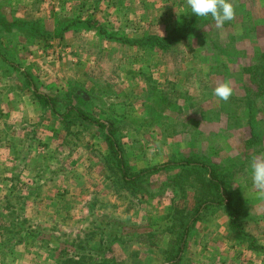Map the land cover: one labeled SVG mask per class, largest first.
<instances>
[{"label":"rangeland","instance_id":"1","mask_svg":"<svg viewBox=\"0 0 264 264\" xmlns=\"http://www.w3.org/2000/svg\"><path fill=\"white\" fill-rule=\"evenodd\" d=\"M123 1L119 21L126 29L110 35L114 43L130 37V29L138 37L156 29L163 37L179 34L191 21L186 38L167 53L110 45L105 36L85 54L79 50L77 71L54 81L32 74L36 46L21 25H35L31 10L41 5L0 0V129L15 140H0L6 171L0 174V264H69L68 257L72 264H264V195L249 167L264 155V55L252 52L264 47V0H232L235 17L221 29L210 17L186 13V0ZM50 44L49 59H61L65 52ZM3 57L31 72L37 90L57 100L55 112L39 105ZM222 82L233 88L227 102L213 95ZM69 108L89 121L73 112L62 117ZM108 126L128 175L192 154L217 168L224 202L245 214L243 235L229 227L223 206L205 204L194 214L199 202L215 201L200 180L178 192V168L124 183L105 137ZM20 129L23 142L16 141ZM180 217L189 223L173 260ZM27 231L34 232L30 239Z\"/></svg>","mask_w":264,"mask_h":264},{"label":"crops","instance_id":"2","mask_svg":"<svg viewBox=\"0 0 264 264\" xmlns=\"http://www.w3.org/2000/svg\"><path fill=\"white\" fill-rule=\"evenodd\" d=\"M21 1H24V4L28 6V8H30L33 4L41 5L39 10H31V15H33L31 21H35V24L38 25V32L25 30L26 33H28V37L32 41V46H36V50L33 51L31 55L32 62L28 64L29 68L33 71V75H39L40 77H44V79L54 77L55 81L57 75L60 79H62V74L63 72H66V70L77 71L79 69L78 66L80 65L78 56L79 50L81 49L85 54V52L88 51L84 48L86 47L89 49V47L92 46H99L102 37L107 36L108 40L105 42H111L110 45L121 46L125 44L123 42L124 37L121 39V41H117V43H114L115 38L110 37V35H112L114 32L119 33L120 29L125 28V26L122 25L123 23H120L119 21L120 13H122L121 16H123V11L126 10L123 0H70V2H68L69 0ZM114 16L116 18L115 21ZM103 23L105 24L102 25ZM129 31L130 34L127 35L130 37L131 35H134L133 38L137 36L135 32L134 34L131 32V29ZM155 32H157V34H155ZM155 32H153V34L158 35L159 31H157V29ZM159 35L163 36L162 33H159ZM50 43L57 44L59 46V52H65L61 59L59 58L58 60H50V56L44 52V50H46V46H48ZM72 52H77V58L75 57L76 55L72 56ZM252 52L253 54L256 53L257 57L264 55V47L253 46ZM75 59H77V61H75ZM85 59L86 64L94 63V58H91V55L88 56V58L85 57ZM89 64L87 65L89 66ZM24 87L26 89H30L27 85ZM13 109L17 110L18 108ZM0 117H5V114H0ZM1 125H3V123H0V126ZM4 130L5 128L0 129V140H3V142L5 140L7 143L15 141L13 140L12 136H5L6 131L4 132ZM22 130L24 129H20L21 133ZM25 140L26 137L23 135V133L20 136H16V141L18 142H23ZM250 142L251 141L249 140L245 143L247 144ZM6 154L9 155L8 152ZM18 161H20L19 158ZM1 165H3V162L0 161V174L2 175L4 173L5 175L6 171L4 166ZM229 175H231V173H229Z\"/></svg>","mask_w":264,"mask_h":264},{"label":"trees","instance_id":"3","mask_svg":"<svg viewBox=\"0 0 264 264\" xmlns=\"http://www.w3.org/2000/svg\"><path fill=\"white\" fill-rule=\"evenodd\" d=\"M16 23V22H12ZM191 21L189 24H185L182 28L184 30H181L179 34H169L166 36H159V35H154V34H147V35H142L140 37H124L123 42L126 44L135 45L139 48H142L143 50L159 47L160 50L163 52H175L176 49L174 48L175 44L177 41L184 40L186 38L187 32L189 31V27ZM34 24V23H33ZM30 22H22L21 25H26V29L30 30L32 32L37 31L38 25H33ZM11 25V24H9ZM102 33V31H101ZM174 42V43H173ZM174 44V46H173ZM147 49V50H148ZM141 50V49H140ZM3 56V54H0ZM5 56V55H4ZM1 60L3 63L7 64L6 69H13L17 75H21L27 84V86L30 88V90L33 92L34 97L37 99L39 102V105L42 107H45L49 109L51 112H55V105L57 103V100L55 98H51L46 96V94L41 93L37 90V86L35 85V82L32 78V75L25 71H19V68L14 65L8 63L5 58H2ZM261 76V75H260ZM263 83L259 82L258 86L261 87ZM263 91V89H262ZM67 108V107H66ZM71 112L75 113L77 116H82L86 120H88L87 116L85 115L84 112L77 110L76 108H69L68 111L63 112L61 115L62 117H67ZM89 121V120H88ZM94 122V121H93ZM96 125L99 127L103 126L100 122L96 121L94 122ZM106 140L108 142L110 152L112 153V156L115 158L116 165L120 171V178L123 180L124 183H134L137 179L142 178L148 174L158 172L163 169H172V168H178V171L176 173L175 178L177 179L175 181V185L177 186V191L182 192L184 189V184L188 183L190 180L196 181L200 180V182L209 190V194L212 197L213 201L215 202H199V205L196 207V213H198L199 209L201 206L207 204L209 207H215V206H223L225 210L228 212L229 215V227H232L238 231V236L243 235V233L240 232V220L241 217H243L245 214L243 213V210L236 204L235 202H224V199L227 198V193H226V187L223 184L222 176H220V172L217 170V168L207 165L203 161L199 160V158L195 155L191 156H186L182 157L179 159H170L167 163H164L160 166H154L150 168H145L142 169L135 174L128 175L126 172V164L124 161V158L121 155V149L117 145L115 139H114V128L112 126H108L106 129ZM201 161V162H200ZM225 177V176H224ZM188 181V182H187ZM191 183V182H190ZM174 208H171V211L173 212ZM171 212V213H172ZM183 217H180V222L179 225L182 226V231L178 234L177 236V242L179 243V247L177 249V252L175 253L174 258L178 256V253L181 251L182 247L180 246L181 244L184 243V236L186 233V226H188L189 221L184 222ZM34 232L27 231L26 234L28 235V238L30 239L32 237ZM138 235H135L133 237L136 238ZM79 259L83 260L86 257V254H78ZM67 261L69 264H72L74 260L71 257L67 258Z\"/></svg>","mask_w":264,"mask_h":264},{"label":"clouds","instance_id":"4","mask_svg":"<svg viewBox=\"0 0 264 264\" xmlns=\"http://www.w3.org/2000/svg\"><path fill=\"white\" fill-rule=\"evenodd\" d=\"M186 3V13L205 19L210 17L217 29L232 21L236 14L232 0H186ZM213 95L218 101L227 102L233 95V88L228 82L219 83L213 89ZM249 167L253 185L264 195V157H253Z\"/></svg>","mask_w":264,"mask_h":264}]
</instances>
